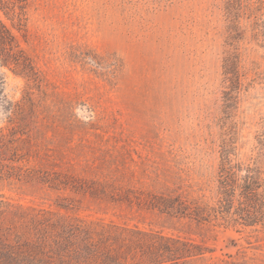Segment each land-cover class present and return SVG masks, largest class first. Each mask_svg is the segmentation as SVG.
I'll use <instances>...</instances> for the list:
<instances>
[{"label":"rangeland","instance_id":"1","mask_svg":"<svg viewBox=\"0 0 264 264\" xmlns=\"http://www.w3.org/2000/svg\"><path fill=\"white\" fill-rule=\"evenodd\" d=\"M0 21L2 232L77 227L89 264H264L237 187L264 179V0H0Z\"/></svg>","mask_w":264,"mask_h":264},{"label":"trees","instance_id":"2","mask_svg":"<svg viewBox=\"0 0 264 264\" xmlns=\"http://www.w3.org/2000/svg\"><path fill=\"white\" fill-rule=\"evenodd\" d=\"M232 1V0H231ZM13 35L10 30L0 21V42L7 50L12 47ZM240 55L231 53L223 63L224 74L233 79L239 78ZM2 164L0 163V177L2 176ZM237 166L227 158H223L221 165V175L219 179V189L216 198V204L220 208V213L224 215V220L231 222V207L234 206L236 193L235 178ZM234 178V186L231 180ZM243 184L237 187L241 188L240 198L246 204L247 209H240L239 214L245 226L258 224L254 215L261 213L264 219V205L259 207L256 201L264 204V179L261 173L248 169L246 175L242 178ZM240 201V199H239ZM1 204V203H0ZM242 204V203H241ZM177 210L182 214L189 212L197 218H205L202 213L204 207L196 204L195 207L187 209L179 205ZM243 206V207H244ZM182 210V211H181ZM263 222V220H262ZM53 226L37 227L34 229L32 238H23L19 236L8 235L0 230V264H89V248L81 240L80 229L77 227H56V231H49Z\"/></svg>","mask_w":264,"mask_h":264}]
</instances>
